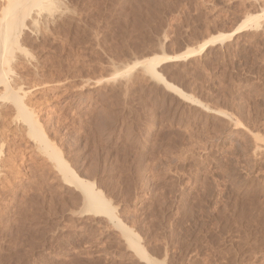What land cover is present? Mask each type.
Masks as SVG:
<instances>
[{
    "label": "rangeland",
    "instance_id": "1",
    "mask_svg": "<svg viewBox=\"0 0 264 264\" xmlns=\"http://www.w3.org/2000/svg\"><path fill=\"white\" fill-rule=\"evenodd\" d=\"M262 6L264 0H59L57 21L41 20L38 34L25 38L33 59L18 63V77L34 89L26 101L47 138L103 192L152 259L264 264V20L259 30L211 46L208 56L160 68L216 111L142 69L128 80L115 81L114 73L229 33ZM241 58L253 62L248 70L241 64L237 76ZM10 106L2 103L0 112ZM21 121L11 113L0 126L7 164L0 264H145L108 217L82 214L81 194L61 184Z\"/></svg>",
    "mask_w": 264,
    "mask_h": 264
},
{
    "label": "bare ground",
    "instance_id": "2",
    "mask_svg": "<svg viewBox=\"0 0 264 264\" xmlns=\"http://www.w3.org/2000/svg\"><path fill=\"white\" fill-rule=\"evenodd\" d=\"M57 1L59 0H0V105L4 102L11 104L10 107H4L6 111L0 112V118H2L3 123H5L4 120H7L8 115L11 113H16V116L19 119L21 118L24 128L22 127L23 129L20 131L22 133L26 131L25 134H28L32 141L34 140L33 148L37 153L49 156L53 160L52 164H54L53 167L56 174L60 177L61 184L68 188H77L76 190L81 194L82 214L108 217L109 221L121 230L124 241L128 246L127 248L133 251L143 263L166 264L165 260L158 261L148 256L147 250L140 244L137 234L120 220L115 213L116 208L111 205L103 192L96 188L94 182L82 179L76 170L62 157L61 151L47 138L35 109L26 101V98L31 95L34 89H32L33 91H31V87L25 89L24 83H22L23 77H18L19 72H17L19 70L18 63L22 59L23 61L26 60L23 63L27 62L29 64H31L33 59H30V57H33L31 54L29 56L26 55L29 52L27 53V49L24 47L25 38L38 34L37 28L40 26L38 24L41 20H44L46 24L57 21V16L53 12ZM262 20H264V6L261 7L258 13L247 15L231 32H219L216 35H212L197 46L187 47L186 51L181 55L173 57L164 50L161 54L155 53L140 61L136 60L133 64L125 65L122 69L115 71V81L130 79L139 68L153 81L163 84L169 91L178 94L186 101L201 105L209 111H216L210 109L209 106L206 107L207 105L204 106L190 93H185L179 86L167 80L161 73L160 68L174 60L187 61L190 57L202 55L208 47L222 46L240 32L252 29L259 30L262 26ZM23 65L21 64L20 68L26 66ZM114 77L112 78L113 81ZM35 87L33 86L32 88ZM223 114L225 113L223 112ZM3 134L0 130V137H3ZM1 140L0 142H4L2 138ZM3 150L2 144L0 146V183L7 169L6 156Z\"/></svg>",
    "mask_w": 264,
    "mask_h": 264
},
{
    "label": "trees",
    "instance_id": "3",
    "mask_svg": "<svg viewBox=\"0 0 264 264\" xmlns=\"http://www.w3.org/2000/svg\"><path fill=\"white\" fill-rule=\"evenodd\" d=\"M209 52H210V50L208 49L204 54H203V56H208V54H209ZM189 62H191V60L189 61ZM252 62H253V58L251 59H244V58H241V59H239L238 61H237V63H238V72L235 74V75H237L238 76V74L240 75L241 73H242V71H241V69H240V67H242V65L241 64H243V68H244V66H245V70H248V68H249V66L252 64ZM171 66V65H170ZM167 79L169 80V81H172V78H171V75H168L167 76ZM226 105V104H225ZM224 105V106H225Z\"/></svg>",
    "mask_w": 264,
    "mask_h": 264
},
{
    "label": "water",
    "instance_id": "4",
    "mask_svg": "<svg viewBox=\"0 0 264 264\" xmlns=\"http://www.w3.org/2000/svg\"><path fill=\"white\" fill-rule=\"evenodd\" d=\"M236 35H237V34H236ZM234 36H235V35H234ZM209 48H210V47H208V48L204 51V53H205ZM185 51H186V50H182V51H179V52H177V53H173L172 56L174 57V56L181 55V54H183ZM204 53H203V54H204ZM195 57H197V56L190 57L188 60L193 59V58H195ZM188 60H187V61H188ZM178 62H181V61H179V60H174V61L169 62L168 64H173V63H178Z\"/></svg>",
    "mask_w": 264,
    "mask_h": 264
}]
</instances>
